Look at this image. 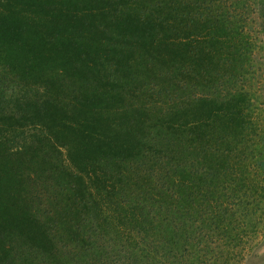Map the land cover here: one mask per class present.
Masks as SVG:
<instances>
[{
  "label": "trees",
  "instance_id": "16d2710c",
  "mask_svg": "<svg viewBox=\"0 0 264 264\" xmlns=\"http://www.w3.org/2000/svg\"><path fill=\"white\" fill-rule=\"evenodd\" d=\"M0 16V111L13 98L0 114V264H216L205 254L263 225L261 180L230 191L245 224L218 196L219 170L245 171L236 145L250 125L246 95L217 89L249 54L223 0H0ZM142 138L159 172L138 177L127 152H147Z\"/></svg>",
  "mask_w": 264,
  "mask_h": 264
},
{
  "label": "rangeland",
  "instance_id": "374dc122",
  "mask_svg": "<svg viewBox=\"0 0 264 264\" xmlns=\"http://www.w3.org/2000/svg\"><path fill=\"white\" fill-rule=\"evenodd\" d=\"M224 6L226 8V13L236 25L238 21L242 23V32L245 38H247V43L249 45V54H244V69L240 70V73L232 76V78L237 77L235 79H231V82L227 85L224 83L226 78L225 74H221V82L218 86L219 91H225L226 89H232L235 93H242L246 95L244 103L245 112L248 114V120L250 125H248V133L245 131L244 139L246 141L242 143H237V149L243 152L241 162L246 164L245 171H241L238 169L232 170H219L217 174V183H218V191L219 197L224 199L228 198L227 203L225 204L227 207H232V212L235 214V219L239 224H245L249 221V210L241 209L240 205L236 204V199H231V192L238 195V190L242 192L245 188L246 190L249 188V183L254 180H261L264 183V33L259 27V6H257V0H223ZM35 4V2L33 3ZM247 5V8L245 6ZM25 12L35 10L36 8L31 5L29 2L24 6ZM17 11L15 9L13 12ZM44 10L40 9L39 13L43 14ZM19 23H12L6 26V30L11 33L10 37H15L17 32L23 31L26 27L24 20L19 18ZM236 21V22H234ZM5 22L4 18L0 16V37L4 39L3 30L1 28L2 23ZM261 25V23H260ZM4 65V63H0V66ZM34 73L33 71H29V73ZM217 76V75H216ZM33 77H30L32 79ZM215 78V77H214ZM222 83V84H221ZM208 84V83H207ZM149 89H152L151 87ZM155 90V88H153ZM217 90V91H218ZM10 91L8 89H1V96L5 101L6 97L10 96ZM11 102H13V98H7L6 104L2 103L3 107L0 111V114L3 116L5 113H8L12 110L9 109L11 106ZM242 105V104H241ZM246 105V106H245ZM142 135H137L140 138ZM157 138V137H156ZM219 140L205 141L203 143V150H217L220 154L222 146H217ZM139 143V142H138ZM144 149L148 150L147 152H143L139 150L134 153L132 150H129L127 153H131V156L136 155L139 157L140 165L138 168L134 169L136 176H140V173L144 171L145 175L148 174L146 171V167L154 172L158 171V162L160 161V157L157 156L155 150L153 153H150L151 145L147 142H143ZM140 144V143H139ZM164 145V144H163ZM216 146V147H215ZM143 147V145H142ZM162 149L165 148L161 146ZM217 148V149H216ZM62 151V150H60ZM257 151L261 152L259 156ZM63 155V152H61ZM61 155L59 157L61 158ZM234 155V154H230ZM64 156V155H63ZM62 156V157H63ZM259 156V157H258ZM58 157V156H57ZM118 158V157H117ZM116 161H118L116 159ZM153 161V164L151 162ZM145 166V167H143ZM127 168L132 171L134 166L129 164ZM245 177V178H244ZM220 183L224 184L223 188H226L224 191L220 190ZM231 191V192H230ZM240 195V194H239ZM264 203V199L262 201ZM226 208L223 206V209ZM258 213L255 215L254 219L256 222L263 219L264 221V204L260 206ZM251 225L245 227L244 234L245 238L242 244H239L237 248H232L229 251H209L206 257L208 256H217L221 255V259H218L216 264H264V223L262 226H258L256 233L254 234V223L255 220L251 221ZM211 261V260H210ZM209 261V262H210ZM202 264H207L206 259L202 261Z\"/></svg>",
  "mask_w": 264,
  "mask_h": 264
}]
</instances>
